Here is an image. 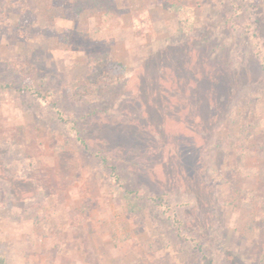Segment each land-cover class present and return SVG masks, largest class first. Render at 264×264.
Listing matches in <instances>:
<instances>
[{"label":"rangeland","instance_id":"374dc122","mask_svg":"<svg viewBox=\"0 0 264 264\" xmlns=\"http://www.w3.org/2000/svg\"><path fill=\"white\" fill-rule=\"evenodd\" d=\"M230 3H0L6 264H264V60Z\"/></svg>","mask_w":264,"mask_h":264},{"label":"trees","instance_id":"16d2710c","mask_svg":"<svg viewBox=\"0 0 264 264\" xmlns=\"http://www.w3.org/2000/svg\"><path fill=\"white\" fill-rule=\"evenodd\" d=\"M231 2V3H230ZM0 3H3V0H0ZM230 8L234 9V12L240 13L241 11H247L249 15V18L245 22H241L237 28H241L245 30V34L249 36V39L251 43L253 44V47L257 50V56L260 57L262 60H264V56L260 53H262L263 50V44H264V33L261 36V31L264 30V23L262 20V10L259 8H252V6L247 7L246 9L242 7H239V2L237 0H221V4L229 5ZM185 25V24H184ZM183 31L187 32L189 29L186 28V26H183ZM233 28V27H232ZM234 31V29H233ZM242 31H240L241 33ZM191 34V33H190ZM0 264H6L3 257H0Z\"/></svg>","mask_w":264,"mask_h":264}]
</instances>
